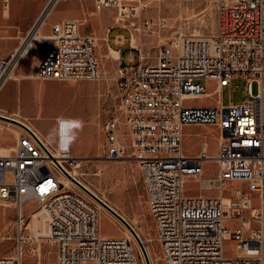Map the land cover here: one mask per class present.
I'll use <instances>...</instances> for the list:
<instances>
[{
	"label": "built area",
	"instance_id": "2783aa9c",
	"mask_svg": "<svg viewBox=\"0 0 264 264\" xmlns=\"http://www.w3.org/2000/svg\"><path fill=\"white\" fill-rule=\"evenodd\" d=\"M93 1L96 10L114 12L117 23L127 26L129 53L117 51L114 77H104L97 39L81 35L77 20H62L50 34L35 36L49 6L19 46L0 57V92L15 79L112 81L114 92L107 94L113 100L100 129L102 155L110 162L130 157L137 163L158 253L168 252L163 263L264 264V0H205L215 10L214 34L178 36L160 49L154 63L132 46L133 36L152 26L139 21L141 0ZM116 41L121 47L122 39ZM43 50L36 70L17 76L22 59ZM235 79L245 81L246 99L240 104L231 101ZM198 80L215 82L217 99L225 88L227 104L186 107L187 98L209 96ZM117 102L126 103V116H117ZM17 127L14 145L0 147V200L17 207L16 252L0 257V264H22L23 245L42 242L55 245V264H138L128 237L100 233V207L72 177L83 163L72 155V146L61 154L54 142ZM186 127L215 132L216 156L208 154L205 141L197 154H185ZM205 161L216 165L219 195H186L187 178H200ZM233 183L238 187L227 193ZM27 202L37 204L29 209L30 236L24 224ZM52 213H60L61 224H53ZM228 241L231 256L224 252Z\"/></svg>",
	"mask_w": 264,
	"mask_h": 264
},
{
	"label": "rangeland",
	"instance_id": "374dc122",
	"mask_svg": "<svg viewBox=\"0 0 264 264\" xmlns=\"http://www.w3.org/2000/svg\"><path fill=\"white\" fill-rule=\"evenodd\" d=\"M141 4H144L145 7L140 13L139 21L148 20L152 23V26L150 29L143 28L140 34L134 35V46L151 63L156 61L160 49L178 36L208 38L215 32V10L211 2L205 0H141ZM56 14L57 18L63 17L65 15L64 6L57 7ZM114 14H112V17L115 19ZM103 16L106 15L103 13ZM158 19L163 21L162 25H157ZM113 22L119 28L124 27L116 20ZM122 30L128 32L127 26ZM115 35L114 32L108 33L110 39H113ZM125 37H128V35H125ZM95 38L97 39V56L104 77L112 78L115 76L118 66L117 61L108 53L106 33L101 36L95 35ZM5 45L0 41V48L5 47ZM127 49V47L123 49L125 54L129 53ZM43 52L44 50L41 52V56ZM33 57L35 56H27L24 61L25 68L29 67ZM196 82L203 84V80ZM244 86L245 81L242 79L232 81L234 93L231 96V101L233 103L240 104L246 99ZM108 90L113 94V82L105 79L80 82L9 81L0 92V109L9 115L21 113L26 122L31 124L32 121V126L37 129L39 135L50 143L52 141L49 136L54 133L53 117L58 115L59 117L83 120L84 127L79 132L77 140L72 144V155L83 161L80 168L76 170L77 178L87 185L91 193L93 192L97 197L104 200L107 205L133 227L148 251L150 264H164L160 252L158 253L154 226L146 205L137 163L130 157L110 162L104 160L102 155L103 141L100 129L105 120L106 109L110 108L113 100L112 96L107 94ZM255 91L254 85L253 92ZM222 96L223 101L227 103V90L223 91ZM205 100H198L196 103H202ZM3 121L6 122L7 120ZM13 124L18 126L15 123ZM6 128L8 126L0 122V147L2 148H9L14 145L15 135L12 129L20 133L18 127L10 126L11 129L9 130L11 131ZM202 141L207 143L208 154L213 157L216 156L218 144L215 132L206 127H186L183 130L185 154H197ZM202 169L203 172L200 178H187L184 185L185 194L188 196L219 195L220 191L215 181L217 173L215 163L205 161L202 164ZM236 187H238V184H230L226 189L227 193L230 189ZM223 197L228 196L224 195ZM94 201L96 202V200ZM97 202L100 203V200ZM31 207L35 209L37 204L30 205L27 202L24 205V224L27 225V231L25 232L27 236H30L33 230L32 223L29 220V209ZM100 210V233L107 237L121 235L128 237L138 264H146L144 253L131 233L127 232L111 213L102 207H100ZM16 221L17 207L15 204L11 201L0 200V257H11L16 252ZM224 252L228 256L234 254L232 242L225 243ZM55 263L56 247L53 243H26L23 245L22 264Z\"/></svg>",
	"mask_w": 264,
	"mask_h": 264
},
{
	"label": "crops",
	"instance_id": "0c3cea01",
	"mask_svg": "<svg viewBox=\"0 0 264 264\" xmlns=\"http://www.w3.org/2000/svg\"><path fill=\"white\" fill-rule=\"evenodd\" d=\"M60 5L64 6L65 15L57 18L56 10ZM49 6L51 9L45 24L37 32L39 37L50 34L53 24L66 19H75L80 24L79 32L81 35H92L95 37V35L101 36L106 33L108 53H110V50L117 53L118 50L123 51L126 47L129 50V43L128 45L126 44L128 37H125V35L129 36L128 32L123 31V27L119 28L114 24L113 21L116 18L112 17V14H114L112 11L107 9L96 10L93 0H0V41L6 44L5 47L0 48V57L7 56L19 46L22 38L28 35ZM86 13L89 15L87 16ZM103 13L106 16H103ZM113 32L116 35L113 39H110L108 33L111 34ZM117 38L122 39L121 47H119L118 41H116ZM32 56L35 57L32 58L27 68L24 67V61L27 59V56L22 59L17 70V76H28L36 70L42 56L41 54ZM13 81H16V79ZM203 84H205L209 96L187 98L184 102L186 107L211 108L227 104L223 101L222 96L223 91L226 90L225 88L220 89V97L217 99L214 96L216 89L215 82L207 81L203 82ZM211 86L213 88H210ZM202 99L206 100L202 103H196ZM58 117L57 115L52 118L54 127ZM33 128L35 129L34 126Z\"/></svg>",
	"mask_w": 264,
	"mask_h": 264
},
{
	"label": "bare ground",
	"instance_id": "6f19581e",
	"mask_svg": "<svg viewBox=\"0 0 264 264\" xmlns=\"http://www.w3.org/2000/svg\"><path fill=\"white\" fill-rule=\"evenodd\" d=\"M208 7H210V6H208ZM209 9V8H208ZM206 12V11H205ZM38 30L39 29H37V30H35V36L37 37V38H39V35H38ZM134 43H135V38H134V36H133V39H132V46L134 47ZM110 56L114 59V60H117V58H118V53H116V52H114V51H112V50H110ZM23 115L21 114V113H16V114H14V115H9V114H6V112H4L3 110H1L0 109V122H2V123H4V124H6L7 126H8V128L7 129H11V128H9L10 126H13V127H16L17 128V126L16 125H14L13 123H15V122H17V123H20V124H22V125H24L26 128H28L30 131H32L34 134H36L41 140L43 139L40 135H39V132L38 131H36V129H34L33 128V126H32V124H29L28 122H26V120L24 119V116L22 117ZM117 116H126V103L125 102H118V106H117ZM3 118H6V119H3ZM7 120L6 122L5 121H3V120ZM11 122H13V123H11ZM16 124V123H15ZM11 131V130H10ZM12 132L14 133V135H15V137L19 134L18 133V131H16V130H13L12 129ZM4 150V149H3ZM101 160V159H100ZM100 162H104V161H100ZM106 162V161H105ZM72 177L73 178H75L76 179V181L79 183V184H81L87 191H89L90 193H91V190L87 187V185H85L80 179H78L77 178V175H73L72 174ZM85 192V191H84ZM86 193V192H85ZM93 193V192H92ZM91 193V194H92ZM89 196V195H88ZM93 196H95L97 199H99L100 200V203L99 202H97V200H96V202H97V204H98V206L99 207H102V208H104L107 212H109V213H111L110 211H109V209H107V207L108 208H110L111 210H113L109 205H107L105 202H104V200H102L101 198H99V197H97L94 193H93ZM90 197V196H89ZM93 200H95L93 197H91ZM98 200V201H99ZM106 204L105 206H107L106 208L105 207H103L102 206V204ZM149 209V208H148ZM114 211V210H113ZM115 212V211H114ZM112 214V213H111ZM113 215V214H112ZM123 218V217H122ZM117 219V218H116ZM124 219V218H123ZM52 220H53V224H61V215H60V213H52ZM125 220V219H124ZM119 221V220H118ZM126 221V220H125ZM120 222V221H119ZM127 222V221H126ZM128 223V222H127ZM120 224L126 229V231L127 232H129V229L123 224V223H121L120 222ZM130 225V224H129ZM130 227L133 229V227L130 225ZM144 247V250H145V253H146V255H147V257H148V259H149V254H148V251H147V249H146V247L145 246H143ZM160 255H161V257H162V260H168V252H160Z\"/></svg>",
	"mask_w": 264,
	"mask_h": 264
},
{
	"label": "clouds",
	"instance_id": "9594fccd",
	"mask_svg": "<svg viewBox=\"0 0 264 264\" xmlns=\"http://www.w3.org/2000/svg\"><path fill=\"white\" fill-rule=\"evenodd\" d=\"M84 127V121L79 118H57V127L49 139L56 144L58 151L63 154L71 149L78 134Z\"/></svg>",
	"mask_w": 264,
	"mask_h": 264
},
{
	"label": "water",
	"instance_id": "95a60500",
	"mask_svg": "<svg viewBox=\"0 0 264 264\" xmlns=\"http://www.w3.org/2000/svg\"><path fill=\"white\" fill-rule=\"evenodd\" d=\"M18 126H20L21 128H23V129H25V130H27V128L24 126V125H22V124H20V123H17V122H15ZM77 185H78V187L84 192H86V194L87 195H89L90 197H93L95 200H97L98 201V199L95 197V196H93V194H91L89 191H87L81 184H79L78 182H76V181H74ZM105 206V205H104ZM105 207H107V206H105ZM107 209H109V211L113 214V216L115 217V218H117V220H119L121 223H123L128 229H129V232L131 233V235L134 237V239L136 240V242L138 243V245H139V247L141 248V250H142V252L144 253V256H145V261H146V264H150V262H149V260H148V257H147V255H146V253H145V250H144V248H143V245H142V243H141V241H140V239H139V237H138V235L136 234V232L130 227V225L119 215V214H117L116 212H114L113 210H111L110 208H108L107 207Z\"/></svg>",
	"mask_w": 264,
	"mask_h": 264
},
{
	"label": "trees",
	"instance_id": "16d2710c",
	"mask_svg": "<svg viewBox=\"0 0 264 264\" xmlns=\"http://www.w3.org/2000/svg\"><path fill=\"white\" fill-rule=\"evenodd\" d=\"M126 43H127V44L129 43V42H128V40H127V42H126ZM124 45H126V44H124Z\"/></svg>",
	"mask_w": 264,
	"mask_h": 264
}]
</instances>
